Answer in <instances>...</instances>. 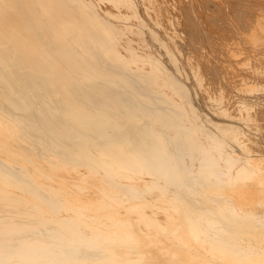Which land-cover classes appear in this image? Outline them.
Masks as SVG:
<instances>
[{
	"label": "bare ground",
	"instance_id": "bare-ground-1",
	"mask_svg": "<svg viewBox=\"0 0 264 264\" xmlns=\"http://www.w3.org/2000/svg\"><path fill=\"white\" fill-rule=\"evenodd\" d=\"M146 1L0 0V264H264V0Z\"/></svg>",
	"mask_w": 264,
	"mask_h": 264
},
{
	"label": "rangeland",
	"instance_id": "rangeland-1",
	"mask_svg": "<svg viewBox=\"0 0 264 264\" xmlns=\"http://www.w3.org/2000/svg\"><path fill=\"white\" fill-rule=\"evenodd\" d=\"M143 2H145V4L147 3V1L146 0H142ZM259 1H261V0H258V3H259ZM264 2V1H263ZM257 3V2H256ZM174 4H177V1L176 2H174L173 3V7L175 6ZM136 5H138V3L137 4H134V6H136ZM146 5H148V3L146 4ZM176 8L178 7V5H176L175 6ZM174 7V8H175ZM150 8H148V10H149ZM152 9V8H151ZM152 11V10H151ZM151 11H149V12H151ZM264 11H262V10H260L259 11V13H260V15H263L262 17H260L259 18V20L258 21H260L258 24H256L257 25V29H256V31H254V25L255 24H253V27L251 28V35L253 34V33H255V32H257V33H255V34H253L252 36H250V33H249V31L247 32L246 31V35H247V37L246 38H248L247 39V41H246V39H245V34L236 42L235 41V48L237 47V46H239V47H241L242 49V51L240 52H238L237 53V55L235 56V55H233L231 58H230V63L228 62H222V60H221V63H222V67L224 68V69H222L221 70V78H220V80H223V81H220V85L221 86H218L219 85V81H217V87H214L215 89H213V92H215L214 93V96L215 97H221V96H218V95H220V94H222L223 95V93L226 91V93H224L225 94V97H226V102L228 103L229 102V100L231 99V101H230V104H232L231 102H236V103H233V105H228L227 103H226V105H227V107L230 109V111H231V113H235L234 115H238V112L239 113H244L245 112V114L247 115L248 113H251V112H253L254 111V113L253 114H255L256 112H258V110H259V112H260V110L263 108V110H264V107H263V105H261V104H258V105H255L254 106V108L252 109V108H250V111L248 112V111H240L239 110V108L238 107H236V106H238L239 105V100H241L240 98H242L243 99V94L245 95V97H247L251 102H264V86H262V84H260V83H258L257 84V86L259 87V91L257 92V94H254V93H249V92H247V91H242L241 89H243L244 87L243 86H249V85H251L252 83L253 84H256V82H257V80L259 79L258 77H255V75L257 74L258 75V73H256L255 72V70H253L255 67H253L252 65L254 64H256L257 62L260 64V66H259V68L261 69V74H259L260 76H264V13H263ZM263 13V14H262ZM154 16V17H153ZM151 17H152V19H154V18H156L157 19V17H158V19L160 20V22L162 21V25L164 26V28H167V29H164V31H167V34H172V36L174 37H176L177 38V36L176 35H174V34H178V31H177V29H175L176 31L174 32V30H172L173 28H168V22L166 21V20H164V18L162 19V17H159V15H157L156 17H155V15L153 14V15H151ZM161 18V19H160ZM137 19H141L140 17H136L135 18V21H139V20H137ZM157 19V20H158ZM142 20H143V18H142ZM140 21L139 23H140V26L142 27V26H147V25H150V23L147 21V20H143V21ZM156 20V21H157ZM263 20V21H262ZM163 21H165V22H163ZM171 21V20H170ZM255 21H257V20H255ZM170 23V22H169ZM143 24H145V25H143ZM155 24V23H154ZM151 25V29H152V31L153 32H155L156 33V35H157V32H158V30H159V25L158 24H155V25ZM259 25V26H258ZM166 26V27H165ZM141 27H138V29L139 30H141V33H143L144 31H143V29L141 28ZM160 27H162V26H160ZM168 29H169V32H168ZM170 30H171V32H170ZM254 31V32H253ZM262 31V32H261ZM139 32V31H138ZM152 32V33H153ZM177 32V33H176ZM253 32V33H252ZM140 33V32H139ZM166 33V32H165ZM261 33V34H260ZM151 33H149V36L152 38H154V40L156 41H159L160 39H161V35L159 34V36L157 37V36H155V34H154V36H151L150 35ZM142 35V34H141ZM179 35V34H178ZM255 35V36H254ZM249 36L251 37V40H250V38H249ZM254 36V37H253ZM152 38V39H153ZM158 38V39H157ZM254 38V39H253ZM263 39V40H262ZM177 40V39H176ZM175 40V41H176ZM244 40V41H243ZM154 41V42H155ZM165 41V40H164ZM171 41H173V39H171ZM240 41V43H239V45H238V42ZM252 41V42H251ZM165 43V42H164ZM246 43V44H245ZM246 57V58H245ZM254 60V61H253ZM237 61V62H236ZM165 62V61H164ZM171 62H173V61H171ZM254 62V63H253ZM220 63V64H221ZM227 63V64H226ZM249 63V64H248ZM251 63V64H250ZM231 64V65H230ZM226 67H225V66ZM231 66V67H230ZM263 66V67H262ZM221 67V68H222ZM227 67H228V69H227ZM248 67V68H247ZM252 67V68H251ZM228 71H227V70ZM231 69V70H230ZM247 69V70H246ZM254 71H252V70ZM224 70H225V72H224ZM233 70V71H232ZM242 70V71H241ZM245 72H244V71ZM230 71H231V73H230ZM246 71H248V73L246 72ZM251 71H252V73H251ZM260 71V70H259ZM227 72H229V74L231 75L232 74V76L233 77H230V75L229 74H227ZM250 72V73H249ZM254 73H256V74H254ZM222 74L224 75V76H222ZM226 74H227V76H226ZM235 74V75H234ZM252 74V75H251ZM242 75H243V77H242ZM249 75V76H248ZM258 75V76H259ZM238 76V77H237ZM251 76V77H250ZM227 79H225V78ZM228 77V78H227ZM230 77V78H229ZM224 78V79H223ZM236 78H238V79H236ZM248 78V79H247ZM208 80H210L211 82H212V84H213V80H212V78H207ZM206 79V80H207ZM232 79V80H231ZM241 79V80H240ZM251 79L253 80V82H251ZM255 79H257V80H255ZM207 80V81H208ZM242 80H245L244 81V83L246 82V81H249L251 84H248L247 85V83H243V84H241L243 81ZM254 80H255V82H254ZM206 81V82H207ZM210 81H208V82H210ZM242 81V82H241ZM205 82V83H206ZM230 82V83H229ZM239 82V83H238ZM241 82V83H240ZM248 82V83H249ZM227 83H229V84H227ZM231 84V85H230ZM222 85H223V87H222ZM233 85V86H232ZM241 85H243V86H241ZM245 86V87H246ZM223 89H222V88ZM227 87V88H226ZM219 88V89H218ZM231 88V89H230ZM241 88V89H240ZM238 89H240V90H238ZM219 90V92H217V91ZM220 91L222 92V93H220ZM220 93V94H219ZM243 93V94H242ZM228 96H227V95ZM230 94H231V96H230ZM233 94V95H232ZM247 94H248V96H247ZM250 94V95H249ZM217 95V96H216ZM242 96V97H241ZM261 96V97H260ZM229 97V98H228ZM228 98V99H227ZM237 98H239L238 100H237ZM233 99V100H232ZM235 100V101H234ZM231 106V107H230ZM256 106H258V108L256 107ZM262 106V107H261ZM233 107H235L234 109H233ZM257 110H256V109ZM259 108H261V109H259ZM238 109V110H237ZM255 109V110H254ZM232 110L234 111V112H232ZM252 110V111H251ZM263 110H261V111H263ZM237 111V112H236ZM247 112V113H246ZM252 114V113H251ZM245 115V116H246ZM240 114L238 115V118H240L241 117V119H242V115L240 116ZM260 116V115H259ZM261 119H262V121H261ZM237 121H239V122H241L240 120H237ZM250 122H251V125H250ZM260 122V123H259ZM255 123V124H254ZM259 124V127L260 128H257L256 127V124ZM262 123V124H261ZM241 124H244V122L242 123L241 122ZM253 124V125H252ZM245 125V124H244ZM249 132L251 133L250 135L252 136V138H256V141H257V143H259V145H261V147H263V149H264V119L263 118H261V117H259V118H257L256 120H252V121H249ZM254 127H256V128H254ZM251 130V131H250ZM254 132V133H253ZM256 132H258V133H256ZM254 136H253V135ZM244 139L246 138V136H244L243 137ZM254 138V139H255ZM207 146V145H206ZM206 146H204L205 148H206ZM214 155L216 156L215 157V160L218 158L219 160L218 161H220L221 160V162L223 161L224 162V159L223 158H225L224 156H223V158L221 157V156H219V154L217 153V151L216 150H214ZM218 156V157H217ZM264 158V157H263ZM227 159V158H226ZM222 162V163H223ZM240 161L238 160V161H235V163L236 164H238ZM263 165H264V159H263V162H261Z\"/></svg>",
	"mask_w": 264,
	"mask_h": 264
}]
</instances>
